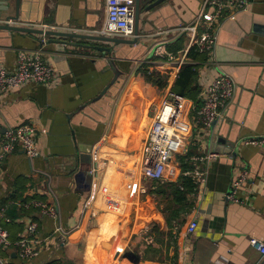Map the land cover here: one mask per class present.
<instances>
[{
  "label": "crops",
  "instance_id": "obj_1",
  "mask_svg": "<svg viewBox=\"0 0 264 264\" xmlns=\"http://www.w3.org/2000/svg\"><path fill=\"white\" fill-rule=\"evenodd\" d=\"M154 1L141 0L140 5ZM202 1L162 0L148 12L142 11L138 26V35L144 36L142 44L123 46L114 54L93 48L99 42L85 39L79 41L89 47L59 51L48 35L2 34L0 68L13 69L18 52L27 49L30 54L40 50L54 72L49 82H25L0 92V141L9 127L32 123L39 129L37 156L17 150L0 159V208L4 201L37 197L55 207L56 217L9 204L17 207V216L14 221L5 212L10 221L0 216L10 241L0 251V264L54 260L61 264H264V255L249 243L251 237L264 242V142H245L264 139V0H245L241 8L224 9L213 23L211 52L201 53L194 47L199 58L193 59L187 55L189 35L178 28L193 21ZM5 2L8 8L1 20L15 10V0ZM19 4V22H45L62 30L74 28L75 33L95 34L106 16L105 0H20ZM201 30L199 25L197 32ZM180 38V45L175 46ZM153 47L155 52L149 56ZM184 53L183 64L195 65L198 95L195 100L180 95L176 125L185 142L179 158L173 160L177 153L170 158L162 179L145 178L148 191L139 197L135 192L131 205L128 194L121 215L104 211L98 204L116 195L108 180L111 169L127 165L118 156L123 151L133 155L126 145L136 139L135 130L142 144L152 104L172 88ZM140 65L153 79L166 80L161 95L154 91L147 96V90L156 85L144 83L146 74L135 76ZM114 69L121 73L111 83ZM218 74L228 75L235 89L221 118L205 129L194 121L195 110L202 103L204 88ZM217 133L235 139L230 152L211 149V138ZM84 151L90 152V160L86 156L80 160L78 155ZM196 168L204 173L205 181L189 191ZM244 170L247 180L238 190L240 201H232L227 197L232 180ZM45 173L52 178L50 184ZM119 181L113 185L115 190L121 188ZM183 187L187 188L185 199L175 200L174 192ZM26 217L38 223L40 242L35 244L37 255L20 260L14 241L26 228ZM138 218L145 220L141 224H152L154 241H143V250L130 244ZM190 219L197 221V227L184 238L187 249L182 259L181 242L170 230L173 223L182 225L183 239ZM57 224L69 231L62 239L53 232Z\"/></svg>",
  "mask_w": 264,
  "mask_h": 264
},
{
  "label": "built area",
  "instance_id": "obj_2",
  "mask_svg": "<svg viewBox=\"0 0 264 264\" xmlns=\"http://www.w3.org/2000/svg\"><path fill=\"white\" fill-rule=\"evenodd\" d=\"M245 0H203L200 10L191 23L181 25L178 30L189 35L191 47H195L198 52L209 54L214 45L215 36L213 33V23L218 19L224 9L235 10L243 7ZM106 16L103 24L95 29L96 35L129 37L133 34L134 22V0H105ZM10 25L21 27L38 28L42 30H62L59 27L45 23H24L18 20H9ZM202 30L197 32L198 26ZM71 32H76L73 29ZM156 49V48H155ZM155 52V50H154ZM184 53L179 59L177 65L184 63ZM43 54L36 50L31 54L27 49H22L16 57L15 67L11 70L0 68V92H6L14 89L25 82L45 83L53 79V67L43 60ZM169 59L173 58L171 53L167 54ZM235 89L234 81L226 74H218L204 88L201 105L195 110L194 121L201 127L208 129L213 126L223 115ZM182 98L174 92L169 86L158 103L152 104V119L145 134L141 147L139 149V175L135 178V187L137 195L148 191L149 185L144 183V179H162L167 170L170 158L177 153L175 148L181 147L177 135L178 112L181 109ZM126 108V106H125ZM39 129L32 123H23L17 126L9 127L3 133L0 141V159L4 156L22 150L28 157L38 155L36 147V138ZM45 132V129H40ZM247 143L264 142V139H249ZM193 188L200 186L205 181L204 173L197 168L191 173ZM247 180V171H241L231 183V188L227 197L232 201H240L238 190ZM16 204L25 210H39L42 215L56 217V210L45 200L31 197L24 201H7L0 208V216L4 221H10L5 217L4 211L7 205ZM181 226L179 223L171 225L173 238L181 242V256L184 259V253L187 249L184 238L191 235L196 227L197 221L190 219L181 239ZM38 223L30 221L24 231H21L14 241L16 253L20 260H27L38 254L35 244L40 242L37 236ZM83 225H79V228ZM60 238L69 234L57 224L53 231ZM106 234L100 231V234ZM134 233L143 237L146 244L153 243V234L147 223L134 228ZM9 241V232L7 228L0 224V250L7 246ZM249 243L261 254L264 255V242L255 237L249 238Z\"/></svg>",
  "mask_w": 264,
  "mask_h": 264
},
{
  "label": "water",
  "instance_id": "obj_3",
  "mask_svg": "<svg viewBox=\"0 0 264 264\" xmlns=\"http://www.w3.org/2000/svg\"><path fill=\"white\" fill-rule=\"evenodd\" d=\"M20 0H15V10L14 14H8L5 15V18L1 20V15L7 11L8 4L3 2V4H0V38L3 37V33H7L8 35L12 33V31L17 32H25V33H36L41 35H48L50 36V42L53 43L57 50L59 51H68V50H74L76 46H83L86 47L89 45L81 43L79 40L85 39L86 41H94L99 42L96 45H92L93 48L102 51V52H108L109 54H114L116 51L123 47V46H138L142 44V37L139 36V18L142 11L148 12L155 4H157L159 1L157 0L154 2H149L145 6L140 5L141 0H134V22H133V34L129 37H119V36H103V35H96V34H86V33H75L70 32L66 30H42L38 28H29V27H21L16 25H10L8 23L9 20H18L19 14H20ZM146 32V30H143ZM75 39H78L76 41ZM2 40V39H1ZM89 44V43H88ZM155 50V47L150 49L149 56L153 55ZM113 65V62L110 63V65ZM120 71L118 69H114V79L111 81L113 83L117 77L120 75ZM105 92V90L103 91ZM235 139H227L223 135L217 133L214 134L211 138V149L216 152H230L232 147L236 145L237 143H234ZM223 150V151H222ZM82 156H86L90 160V152H82L78 157L80 160L82 159ZM88 160V161H89ZM45 176L48 179V184H50V181H52V178L49 179L48 174L45 173ZM98 221L102 222V216L101 214L97 215ZM26 225L30 222V218H25ZM129 259H131V256H128Z\"/></svg>",
  "mask_w": 264,
  "mask_h": 264
},
{
  "label": "trees",
  "instance_id": "obj_4",
  "mask_svg": "<svg viewBox=\"0 0 264 264\" xmlns=\"http://www.w3.org/2000/svg\"><path fill=\"white\" fill-rule=\"evenodd\" d=\"M180 42H181V38L176 41L175 46H177V45L179 46ZM193 48L194 47H191L188 50L187 55L191 56L193 59H198L199 53L197 51H195ZM146 71L147 70L144 69L143 65H140L135 71V76L141 77L142 74L143 75L146 74L144 83L146 85L148 84L149 86L151 84L156 85V88H154L153 90H151V89L147 90V96L150 95V93L154 92V91H157V94L161 95L163 90L167 87L166 80H163L160 77L153 79L152 74L147 75ZM155 74H158V73L155 72ZM196 77H197V71H196L195 65H193V64H182L177 75H176V77H175V80L172 84V90L179 95H182V96H185V97L190 98L192 100H195V98L198 95V88L196 85ZM148 100H153V99L149 98ZM139 137H140V135H139ZM118 157L124 159L127 162V165L126 166L117 165L116 167L112 168L111 169L112 173H111L108 180L112 184L113 192L116 195H121L123 197V202L119 205L118 210H117V214H116V215H121L124 211V206L126 204L125 202H126L128 194H129V191L131 189L130 187H131V185H133V186L135 185L133 180H134V175H135L136 170H137L139 157H136L134 155H128V154H126L125 151H123L122 154L119 155ZM113 175H115V176L113 177ZM118 181H119V183L122 182V185H121V188H117L115 190L113 185H115L116 182H118ZM189 183H190L189 189H187L186 187H183L184 189L178 188V191L174 192L175 200L183 201L185 199L186 189L189 191L193 189L192 188L193 184L191 183V181ZM5 203H7V201H4L3 204H5ZM8 206L9 205H7V207L5 208V211H4L5 215L6 214L9 215L10 218L12 219V221H14V218L17 216V211H16L17 207H19L21 209H23V208L20 206H17V207H15V206L8 207ZM141 207H142V205L140 206V209H142ZM141 222H145V220L142 221V220H139V218H138L135 227L140 226ZM150 225L149 226L152 227V224H150ZM116 234L119 235L120 232L117 230ZM130 244L137 247L139 250H143L146 247L143 240L141 238H139V236L136 235L135 233L132 234L130 237ZM46 264H61V263L58 260H54V261H50Z\"/></svg>",
  "mask_w": 264,
  "mask_h": 264
},
{
  "label": "bare ground",
  "instance_id": "obj_5",
  "mask_svg": "<svg viewBox=\"0 0 264 264\" xmlns=\"http://www.w3.org/2000/svg\"><path fill=\"white\" fill-rule=\"evenodd\" d=\"M178 141L179 143H183L185 142V136L182 133L181 135H177ZM176 151L179 150V147L175 148ZM120 153V150H117L116 154ZM109 165V164H108ZM110 165H113V163H110ZM114 166V165H113ZM138 170H139V163H138V168L137 171L135 173V178L137 177L138 174ZM135 181V180H134ZM123 202V197L121 195H110L105 197L99 204L97 207H100L102 209H104V211H107L113 215H116L117 210L119 205Z\"/></svg>",
  "mask_w": 264,
  "mask_h": 264
},
{
  "label": "rangeland",
  "instance_id": "obj_6",
  "mask_svg": "<svg viewBox=\"0 0 264 264\" xmlns=\"http://www.w3.org/2000/svg\"><path fill=\"white\" fill-rule=\"evenodd\" d=\"M183 39L185 40V37H183ZM135 135H136V139H135V137L133 138V140L132 141H130L129 142V144L128 145H126L127 147H124V148H127L130 152H131V154H133L134 156H136V157H139V152H138V150L140 149V147H141V141H140V138H139V130H135V133H134ZM134 135V136H135ZM181 148H182V146H181ZM180 148V149H181ZM178 150V152H177V154H176V157L175 158H173V160H175V159H178L179 158V151H181V150ZM139 175V173L137 174V176ZM131 188V187H130ZM135 192H136V188L135 189H130V191H129V194L130 195H132V196H130V202H129V205H131V203L134 201L133 199H134V197H133V194H135ZM136 196H138L139 197V195H137V192H136ZM141 196V195H140ZM130 211V210H129ZM130 217H131V215H130ZM142 225V224H141ZM139 227V226H138ZM3 249V248H2ZM1 249V250H2ZM0 250V251H1Z\"/></svg>",
  "mask_w": 264,
  "mask_h": 264
}]
</instances>
